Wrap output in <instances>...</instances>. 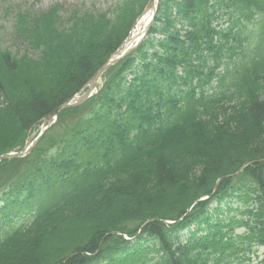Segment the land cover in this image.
Instances as JSON below:
<instances>
[{
	"label": "trees",
	"instance_id": "1",
	"mask_svg": "<svg viewBox=\"0 0 264 264\" xmlns=\"http://www.w3.org/2000/svg\"><path fill=\"white\" fill-rule=\"evenodd\" d=\"M113 1L9 9L0 154L87 83L147 2ZM102 82L0 164V264H251L264 248V0H159L150 35Z\"/></svg>",
	"mask_w": 264,
	"mask_h": 264
},
{
	"label": "rangeland",
	"instance_id": "2",
	"mask_svg": "<svg viewBox=\"0 0 264 264\" xmlns=\"http://www.w3.org/2000/svg\"><path fill=\"white\" fill-rule=\"evenodd\" d=\"M59 3L67 9L78 7L81 10L95 12L105 9L111 3V0H0V46L1 48H8L15 50L16 43L11 41V30L13 13L9 9L18 4L23 8H31L34 10H45L52 4ZM18 45V44H17ZM26 48L19 47L20 52L25 51ZM31 51H29L30 54ZM32 56V55H31ZM261 252H259L260 254ZM263 255L255 259L253 264H261Z\"/></svg>",
	"mask_w": 264,
	"mask_h": 264
},
{
	"label": "bare ground",
	"instance_id": "3",
	"mask_svg": "<svg viewBox=\"0 0 264 264\" xmlns=\"http://www.w3.org/2000/svg\"><path fill=\"white\" fill-rule=\"evenodd\" d=\"M150 15H151V13H149V12L145 13L140 18V20L137 22V25H136L135 29L133 30V38H136L138 35H140L143 32L146 24L148 23V21L151 18Z\"/></svg>",
	"mask_w": 264,
	"mask_h": 264
},
{
	"label": "water",
	"instance_id": "4",
	"mask_svg": "<svg viewBox=\"0 0 264 264\" xmlns=\"http://www.w3.org/2000/svg\"><path fill=\"white\" fill-rule=\"evenodd\" d=\"M152 3V2H151ZM151 3H150V6H151ZM105 68H102L98 73H101ZM57 111V110H56ZM56 111L53 112L52 114H50L48 117H46L45 119V122L44 123H50L52 117L56 114ZM8 157L4 156V157H1L0 159H7Z\"/></svg>",
	"mask_w": 264,
	"mask_h": 264
}]
</instances>
